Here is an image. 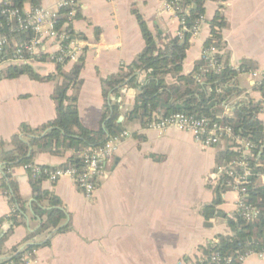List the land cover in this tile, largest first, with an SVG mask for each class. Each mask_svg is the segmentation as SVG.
Returning <instances> with one entry per match:
<instances>
[{
	"label": "crops",
	"instance_id": "1",
	"mask_svg": "<svg viewBox=\"0 0 264 264\" xmlns=\"http://www.w3.org/2000/svg\"><path fill=\"white\" fill-rule=\"evenodd\" d=\"M57 1L43 0L41 7L55 8ZM25 11L30 13L31 7L26 5ZM135 11L160 48L176 38L179 21L165 9L163 0H80L78 4L72 24L73 34L81 43L78 62L83 59L84 64L78 111L88 129L100 127L105 104L103 80L131 65L145 48ZM219 11L226 22L221 31L223 63L235 70L243 65L249 68L236 80L241 95L230 96L218 111L221 117H232L242 99L264 105L259 83L251 75L264 71V0L208 1L201 32L190 38L182 75H189L203 60L205 43L211 36L210 22ZM39 54L41 58L31 63V68L41 76L56 75V64L50 58L59 54V48L47 41ZM78 62L66 63L63 71L70 72ZM167 82L174 83V76H168ZM62 83V77L44 83L28 76L0 80V144L4 150L12 149V138L22 125L37 129L56 118L52 96ZM138 90L124 88L118 96H110L120 105L121 123L133 110ZM258 117L264 124V112ZM126 130L131 136L123 139L112 159L104 163L92 198L69 178L42 182V188L62 203L60 209L66 215L63 226L69 225L64 233H59L60 229L39 233L42 220L34 211L36 199L29 169L11 168L9 173L17 183L25 212L23 223H17L5 240L3 253L39 245L27 253L30 258L24 264H195L204 247L219 235L230 234L227 219L237 212L236 191L229 189L223 194L220 212L210 219L209 226L203 215L214 200L217 155L230 148V141L224 139L218 146L204 147L191 133L176 129L160 132L129 123ZM71 155L38 152L30 166L60 168ZM2 176L0 166V187ZM263 184L264 175L256 182ZM11 212L9 199L0 189V219ZM9 229L6 223L0 239ZM242 264H264V256L251 255Z\"/></svg>",
	"mask_w": 264,
	"mask_h": 264
},
{
	"label": "trees",
	"instance_id": "2",
	"mask_svg": "<svg viewBox=\"0 0 264 264\" xmlns=\"http://www.w3.org/2000/svg\"><path fill=\"white\" fill-rule=\"evenodd\" d=\"M168 1L174 2L184 10L185 14L180 16H184L186 24L192 27L196 21L205 16L206 3L219 0ZM42 2L43 0H3L0 4V34L14 38L16 43L30 39L32 37L30 32L16 30V20H8V11H19L23 16L26 5H29L31 10H35L41 7ZM66 13L65 10L61 12L59 27L65 23ZM135 16L145 40V48L131 65L123 67L119 73L103 80L105 104L100 127L97 130L86 128L79 117L78 92L82 84L80 74L84 66L83 59H80L68 73L63 71L64 65L56 64V75L41 76L29 65L8 67L0 75V80H14L28 76L42 83L54 81L57 77L63 78V83L56 87L52 96L56 106V118L37 129L22 125L19 134L12 138L10 150H4V145L0 144V166L3 172L0 189L9 199L12 207L11 214L0 219V233L6 223L10 225L9 231L0 239V264H24V256L40 247L27 245L24 251L19 252L18 248H15L10 254L2 251L3 244L13 232L15 225L23 223L22 213L25 212V203L19 196L17 183L9 173L11 168L31 165L38 152L56 156L71 152V157L62 168L82 169V155L86 150L103 146L110 138L125 131L129 123H139L146 128L155 113L163 116L182 113L207 117L214 122L232 127L234 137L252 144V156L248 160L253 176L248 185L247 200L260 210V216L252 223H247L240 217L227 219L230 234L219 235L212 244L202 249L204 256L208 258L203 264H212L210 255L213 252L231 257L233 264H238L236 260L239 256L264 252V184L256 185L259 177L264 175V124L258 117L262 105L260 102L242 99L235 106L232 117H221L218 114L219 110H223L230 96L241 95L236 80L241 73L249 71V68L243 65L235 70L220 59L224 64V69L220 73L214 71L203 73L201 69L207 66V61L203 59L196 64L193 72L182 75V64L190 47V34H186L184 40L178 37L172 39L163 49L157 45L156 39L137 11ZM210 26L211 36L205 46L215 45L220 48L221 31L226 27L222 12L216 13ZM170 75L174 76L175 82L169 84L167 77ZM139 77L142 80L141 78L139 80ZM124 88L139 90L133 110L126 116L124 123H119L122 115L120 105L111 101L110 96H118ZM258 89L264 96V84ZM71 90L74 92L70 93ZM229 141L230 148L217 155L218 167L229 166L243 151L241 144L234 140ZM28 173L31 177L32 193L36 199L34 211L42 220L39 233L56 229H60L59 233L66 232L69 225L63 226L66 215L60 209L61 201L53 193L42 188L41 184L47 179L46 176L35 178L31 170ZM227 180L226 175L220 178L214 188L212 205L204 209L203 215L207 226L210 219L220 212L218 207L223 203L222 196L230 189L227 187ZM47 244L49 242L43 245Z\"/></svg>",
	"mask_w": 264,
	"mask_h": 264
},
{
	"label": "built area",
	"instance_id": "3",
	"mask_svg": "<svg viewBox=\"0 0 264 264\" xmlns=\"http://www.w3.org/2000/svg\"><path fill=\"white\" fill-rule=\"evenodd\" d=\"M80 0H58L55 8H38L31 10L30 13L19 11H8V20H16V30H22L25 33L30 32L32 37L26 41L16 43L14 38L0 34V75L3 71L11 66L29 65L37 62L40 58V50L47 41L53 42L59 48V54L53 55L50 59L55 64L65 65L69 62H78L81 54V43L73 34L72 24L76 19V11ZM165 9L179 21V30L177 36L180 40H184L186 34H190V38L197 37L202 29L204 18H200L196 23L189 27L186 24L184 10L168 0H163ZM65 14L66 21L62 26H58V20L62 11ZM221 48L211 45L205 47L203 59L207 61V66L201 71L206 73L214 71L220 73L224 69L221 62ZM252 77L258 81L259 86L264 84V71L254 72ZM200 81V79H199ZM262 105L261 113L264 112ZM146 129L165 132L169 129H176L182 132H188L195 136L204 147L218 146L222 140H234L242 145L243 151L238 159H234L227 167H218L216 173V185L223 175L227 176V187L239 194V203L237 212L233 218L240 217L247 223H252L260 216V210L247 200V189L250 184V178L253 176V170L249 164V157L252 156V144L248 141L234 137L233 129L230 126L222 125L214 122L207 117L190 116L182 113H175L169 116L155 113L152 120L147 124ZM131 133L128 130L123 131L108 140L99 148H91L86 150L82 155L83 167L76 168H56L42 169L27 165L25 168L33 173V177L46 178L56 183L63 178L71 179L75 185L87 196L92 198L97 190V181L103 171L104 163L111 160L117 151L118 145L125 138H129ZM213 243V242H212ZM211 243V244H212ZM264 256V252L260 254H247L239 256L236 262L242 264L249 256ZM30 254L24 256V262L29 261ZM208 258L201 252L200 258L195 264H203ZM212 264H233L231 257L222 256L219 252H213L210 255Z\"/></svg>",
	"mask_w": 264,
	"mask_h": 264
},
{
	"label": "water",
	"instance_id": "4",
	"mask_svg": "<svg viewBox=\"0 0 264 264\" xmlns=\"http://www.w3.org/2000/svg\"><path fill=\"white\" fill-rule=\"evenodd\" d=\"M122 121H123V117H120L118 122L121 123ZM56 232H58V229L54 231V233Z\"/></svg>",
	"mask_w": 264,
	"mask_h": 264
}]
</instances>
